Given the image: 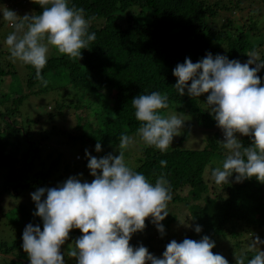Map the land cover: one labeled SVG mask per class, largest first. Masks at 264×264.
Listing matches in <instances>:
<instances>
[{
  "label": "trees",
  "instance_id": "trees-1",
  "mask_svg": "<svg viewBox=\"0 0 264 264\" xmlns=\"http://www.w3.org/2000/svg\"><path fill=\"white\" fill-rule=\"evenodd\" d=\"M27 1L34 14L42 11L31 0H0L2 9L11 10L23 7ZM73 5L85 10L91 21L89 31L96 33L89 49L82 50V58H69L54 49L41 72L48 81L46 87L36 78L35 69L25 65L26 76L18 85L20 94H14L12 104H7L4 94H0V205L6 203L8 196L20 198L27 193L32 200L30 194L38 188L53 187L50 175L58 168L62 154H56L49 144L52 138L100 143L103 148L118 151L123 133L135 139L134 146L125 152V158L133 156L135 165L131 168L153 183L161 173L165 174L173 194L169 204L184 205L189 212L191 228L177 242L185 238L200 240L207 235L227 252L229 264H235V256L247 254L250 258L254 255L249 250L251 241L257 236L264 240V183L255 178L236 183L235 173L228 185L206 179V172L211 175L226 158L219 142L224 138L223 132L204 104L207 94L199 98L177 94L173 69L185 58L195 63L209 52L241 63L249 59L246 54L252 50L264 58V0H70ZM11 68L14 71L0 68V78L15 75ZM258 75L264 85V69ZM51 90L59 97L49 103L57 114L39 117L50 126L33 133V123L27 119L26 126L17 128L23 103L36 95L52 97ZM153 91L169 98V108L162 110L163 114L169 110L181 112L200 129L206 141L202 149L177 145L162 154L143 144L137 136L140 122L131 101ZM69 96L70 101L66 99ZM43 111L49 113L46 108ZM193 126L184 129L180 142L189 138ZM237 136L243 146L251 145L250 137ZM45 151L52 161L48 168L38 161L41 156V161L46 159ZM160 160L167 161V166L162 167ZM87 164L88 159L83 166L87 168ZM6 204L5 211L0 207V222L6 220L10 230L5 236L0 234V264H30L21 247L22 233L29 223L40 225L43 230L42 220L34 215L35 204L27 209L20 204L11 208ZM12 208H18V212L7 220V211ZM176 219L170 216L161 223L169 228ZM145 223L144 231L133 234L130 242L140 246L138 242L142 240L141 245L154 253L156 241L151 232L158 231L150 218ZM196 225L202 227L199 234L194 231ZM80 235L79 229L71 230L66 243L71 242L74 247ZM161 242L162 239L157 243ZM62 249L63 246V253ZM217 249L213 253L221 254ZM165 250L155 252L156 257H162ZM67 260L66 264H70Z\"/></svg>",
  "mask_w": 264,
  "mask_h": 264
},
{
  "label": "clouds",
  "instance_id": "clouds-1",
  "mask_svg": "<svg viewBox=\"0 0 264 264\" xmlns=\"http://www.w3.org/2000/svg\"><path fill=\"white\" fill-rule=\"evenodd\" d=\"M31 2L40 5L42 11L20 16L5 7L0 10V18L14 29L5 40L10 57L32 66L36 78L46 87L48 81L41 72L48 62L50 46L80 60L82 50L89 49L96 40V33L89 31L91 21L85 10L70 6V0ZM246 55L249 59L241 63L209 52L195 63L185 58L173 69L177 94L190 98L207 94L204 104L223 132L219 142L227 155L222 166L211 171L217 184L232 183L234 173L236 183L252 178L264 183V85L258 75L264 69V58L256 50ZM168 99L153 91L131 101L140 122L137 136L145 146L162 154L187 121L177 112L163 114L162 110L169 108ZM237 134L250 137L251 145L243 146ZM134 144L133 137L122 133L119 155L97 158L86 150L87 168L94 178L90 183L72 176L57 187H41L30 194L36 208L34 215L43 223V230L29 223L22 233L21 247L30 264H66L61 247L73 229L82 233L66 253L75 258V264H229L223 255L213 253L216 243L207 235L200 240H172L160 258L143 245L130 244L133 234L144 231L148 218L164 236L161 222L169 215L168 204L173 199L165 174L153 183L125 162V152ZM101 150L97 143L95 151ZM159 163L167 166L165 160ZM194 231L199 234L202 227L196 225ZM262 245L264 240L255 237L249 245L254 255L235 256V264H264Z\"/></svg>",
  "mask_w": 264,
  "mask_h": 264
},
{
  "label": "rangeland",
  "instance_id": "rangeland-1",
  "mask_svg": "<svg viewBox=\"0 0 264 264\" xmlns=\"http://www.w3.org/2000/svg\"><path fill=\"white\" fill-rule=\"evenodd\" d=\"M18 1V0H16ZM24 1V0H23ZM23 7L20 8H12L18 15L23 16L26 13L29 15L34 14V10L32 9L30 3L27 1L26 4L22 3ZM13 7H15L14 5H12ZM3 4L2 2H0V10H3ZM236 15V14H235ZM14 29L13 27L5 20H3L2 18H0V68L4 71H8V69H11L12 71H14L11 67H13L15 69V75L9 74V75H5L4 77L0 78V94L3 95L4 97L3 99L7 100V104H12L13 102V97L14 94H20V89L18 87L19 83H23L24 78L26 76L27 73V69L25 67V65L19 61H13V59L10 57L9 54V50L8 47L5 43L6 37L13 32ZM54 47L52 48L50 46V51H49V56L53 53L54 51ZM22 89L23 85H22ZM53 92V90H51ZM54 95L52 97L49 96H45L44 94L39 96L36 95L35 97H31L28 98L26 100V102L23 103V106L20 108V113H19V117L16 119V127L17 128H21L22 126H26L25 121L31 120V123H33L30 128L31 131L34 133L37 130H41L42 128L45 127H49L50 125H48L47 120H44L43 118L40 120L39 117H43L45 114L49 117L50 115L53 116V114H57V111L53 109L52 101L58 100L59 97L57 95V92H53ZM13 94V95H12ZM66 99L68 101L71 100V97H66ZM41 103V105H40ZM49 104V106H45ZM44 105V108H42V106ZM41 106V107H39ZM39 107V108H38ZM46 108V110L49 113H46V111H43ZM45 112V113H44ZM172 112H175L174 110H169V112H165L164 114H170ZM178 114L181 115V112H178ZM183 116V115H182ZM183 118L185 120H187L185 122V125L183 127V129L181 130V133L179 136H175L173 139V143H172V147H175L177 145L180 146V148L183 149H197L200 150L202 149L205 144L206 141L204 138H202L201 133H200V129L196 128L195 126H193L189 121L188 118L184 117ZM43 120V121H42ZM45 121V122H44ZM9 122V121H8ZM193 126L191 129V133L189 135V138L186 139L185 141H181L180 142V138L183 136L184 133V129L187 126ZM35 129V130H34ZM51 129V128H50ZM49 144L54 146V150L55 153H61L62 157H60V161L58 162L57 166L58 168H56V170L54 171V173H51L50 175V181L53 185V187H57L59 184L63 183L65 180H67L69 177L72 176H77L78 178L81 179V181H87V182H91L94 178L90 175V170L88 168H85L84 162L85 160H87V157L85 155V151L87 150L92 156H95L97 158H101L103 156H106L108 154H112V155H119V151L115 150L116 148H102V150L100 152H96L95 151V145L97 143H90V142H76V143H71V142H64V138L62 137H56V138H52L51 140H49ZM43 154L46 156V159L43 158L42 160V156L39 157L40 159L38 161H40L42 164H44L47 168L49 167L50 163L52 162L51 159L48 160V153L45 151L43 152ZM76 154L80 155L79 157L81 158L80 160L75 159L76 157H74ZM55 157H57L55 155ZM133 156H131V158H125V162L128 164V166L130 167H134V161L132 159ZM53 158V157H52ZM223 159V158H222ZM221 163V160L218 161L217 164ZM35 165H37L35 163ZM67 165V166H65ZM53 172V171H52ZM206 179H213V177L211 175L208 174V171L205 174ZM1 181V180H0ZM27 193L23 194L22 196H20V198H14L11 196L6 197L4 200L6 203L10 204L8 206H10L9 208L12 207V205L15 204H20L22 205L24 208H28L31 207L32 205H34L35 203L32 200H29V196ZM4 205H0V207L5 211L7 208V204ZM168 211H169V215L165 218L164 222L166 221L167 218H169L170 216H175L177 219L172 222L169 225V228H165V234L163 237H161V234L159 232H151V235H153L152 237H154V240L156 241L153 242V249L152 251H154L153 254L154 256H156L155 252H157L158 254L160 253V250L166 248L167 244L170 243L172 240H178L180 237H182L184 234H186V232H188V230L191 228V224L189 223V212L187 210V208L184 205H181L180 207L178 206V204H168ZM16 212H18V208H12L9 211H7V216L6 219L8 220V218L12 217L11 215H15ZM6 220H3L2 222H0V234H3L5 236L4 233L9 232V228L8 226L5 225ZM184 224V225H182ZM190 225V226H189ZM183 233V234H182ZM180 234H182L180 236ZM163 240V242L161 243H157L160 240ZM142 240H139V245L142 244L141 242ZM130 244L134 247L137 246L136 243L130 242ZM69 245H72L71 242H67L63 245V253L65 254L64 258L65 260L69 261L70 264H75V258L72 257H68L66 255ZM218 251H220L221 255H223L225 258L227 257V252H223L221 245H218L215 247ZM262 248V247H261ZM262 251H264V247L261 249ZM157 254V255H158ZM1 263V262H0Z\"/></svg>",
  "mask_w": 264,
  "mask_h": 264
}]
</instances>
